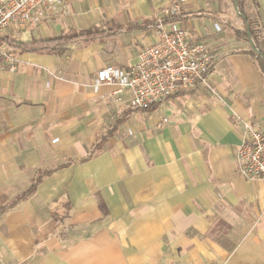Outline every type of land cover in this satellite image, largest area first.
I'll return each mask as SVG.
<instances>
[{
    "label": "crops",
    "instance_id": "0c3cea01",
    "mask_svg": "<svg viewBox=\"0 0 264 264\" xmlns=\"http://www.w3.org/2000/svg\"><path fill=\"white\" fill-rule=\"evenodd\" d=\"M245 11L264 35V0H245ZM160 15L209 43V87L137 110L115 85L94 87L96 73L133 65L159 34L127 28ZM89 26L113 33L51 53L0 43V206L69 162L0 214V264H264V180L242 177L235 159L246 123L264 132V75L232 29L243 27L234 0H67L5 35Z\"/></svg>",
    "mask_w": 264,
    "mask_h": 264
},
{
    "label": "built area",
    "instance_id": "2783aa9c",
    "mask_svg": "<svg viewBox=\"0 0 264 264\" xmlns=\"http://www.w3.org/2000/svg\"><path fill=\"white\" fill-rule=\"evenodd\" d=\"M66 1L0 0V36L43 24L58 8L64 9ZM155 27L158 38L137 51L133 65L102 66L97 70L94 87L115 85V92L126 94L128 105L134 109L209 87V73L215 56L209 43L194 40L188 30L174 23H165L163 15ZM213 27L215 31L222 30L218 22H214ZM3 55L9 61L7 69L14 71L15 60ZM245 134L235 154L238 173L245 178L264 180V132L246 123Z\"/></svg>",
    "mask_w": 264,
    "mask_h": 264
},
{
    "label": "trees",
    "instance_id": "16d2710c",
    "mask_svg": "<svg viewBox=\"0 0 264 264\" xmlns=\"http://www.w3.org/2000/svg\"><path fill=\"white\" fill-rule=\"evenodd\" d=\"M235 9L238 11V15L242 18L243 27L241 29L232 28L234 32L244 38L248 42V52L255 56V59L259 65L261 72L264 75V35L261 32V22L254 17H251L245 11V0H236V4L234 5ZM157 21L155 18L146 19L144 23H136L133 22L127 29H132L135 27H139V29L150 31L154 29ZM121 31L122 28L117 27L116 31ZM113 33V29L110 28H100L97 26H89L85 29L79 30H71L68 32H61L60 34L50 37V38H40V39H31L27 41L23 40H13L9 38L7 35L0 36V43H6L8 47L12 48V53L17 52H55L61 47L69 44V43H77V42H88L91 40H96L101 37H107ZM159 103H150L144 106L141 109L137 110H150L154 106ZM115 126L107 129L106 133L101 135L98 141L95 143L91 151L80 161H86L90 159L94 154H96L97 150L101 147L103 141L108 139L112 134V131ZM69 162L57 165L53 168L39 171L33 178H31L29 185L20 193L17 194L10 202L3 204L0 206V214L6 211L7 209L16 205L19 201L26 199L29 195H31L41 181V179L51 174L53 171L64 167ZM65 207V214L67 215L70 210L69 202L66 201L63 203ZM64 216V215H63ZM62 216V217H63Z\"/></svg>",
    "mask_w": 264,
    "mask_h": 264
},
{
    "label": "water",
    "instance_id": "95a60500",
    "mask_svg": "<svg viewBox=\"0 0 264 264\" xmlns=\"http://www.w3.org/2000/svg\"><path fill=\"white\" fill-rule=\"evenodd\" d=\"M236 4V0H234V5ZM238 12V11H237Z\"/></svg>",
    "mask_w": 264,
    "mask_h": 264
}]
</instances>
